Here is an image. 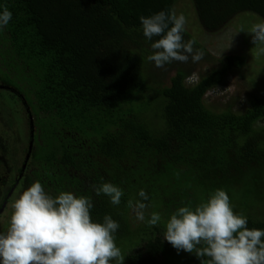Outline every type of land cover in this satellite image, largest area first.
<instances>
[{
	"label": "trees",
	"instance_id": "1",
	"mask_svg": "<svg viewBox=\"0 0 264 264\" xmlns=\"http://www.w3.org/2000/svg\"><path fill=\"white\" fill-rule=\"evenodd\" d=\"M178 1L0 0V10L13 14L0 31V231L36 181L53 196L91 197L95 221L111 215L124 264H201L164 232L179 207L195 208L216 189L247 215L249 229H264V93L249 94L242 110L206 104L246 58L231 54L190 85L191 60L164 68L148 60L160 37L148 41L140 17L175 11ZM190 2L206 34L240 15L264 21V0ZM189 39L208 61L185 30ZM105 182L123 190L119 205L95 195ZM141 189L149 196L144 221L128 206L142 200ZM153 212L161 216L157 225L147 223Z\"/></svg>",
	"mask_w": 264,
	"mask_h": 264
},
{
	"label": "clouds",
	"instance_id": "2",
	"mask_svg": "<svg viewBox=\"0 0 264 264\" xmlns=\"http://www.w3.org/2000/svg\"><path fill=\"white\" fill-rule=\"evenodd\" d=\"M12 15L7 7L0 10V31ZM140 21L148 41L160 37L151 43L153 54L148 57L156 67L203 59L195 41L184 40L187 18L183 13L161 10L141 16ZM249 33L255 45H264V23L253 25ZM194 82L187 79L189 85ZM94 190L96 196L107 195L113 205H119L124 195L111 182ZM138 195L142 200L129 201L128 206L137 220L144 221L147 204L143 201L149 196L143 189ZM93 207L91 197L70 191L53 196L40 181L34 182L14 201L9 227L0 231V264H124L115 236L119 223L111 215L102 222L93 220ZM160 220V214L153 212L147 223L157 225ZM247 224V215L234 211L229 194L216 189L195 208L179 207L166 223L164 240L178 252L195 253L201 264H264V229H249Z\"/></svg>",
	"mask_w": 264,
	"mask_h": 264
},
{
	"label": "rangeland",
	"instance_id": "3",
	"mask_svg": "<svg viewBox=\"0 0 264 264\" xmlns=\"http://www.w3.org/2000/svg\"><path fill=\"white\" fill-rule=\"evenodd\" d=\"M193 2V0H192ZM195 4L189 0H179L175 12L183 13L187 18L186 32L192 38L199 40L202 46L209 52L208 61H199L190 67L191 77L196 81L209 75L212 70L220 69L225 58L231 54L244 56L246 64L241 70L232 72L225 86L210 91L206 97V104L214 111L220 112L229 107V104H237L241 107V101H248L249 94L264 93V87L256 90L250 80H258L264 86V45L253 43L251 31L253 25L264 23L255 15H240L230 25L217 33H204L195 18ZM174 73L168 72L170 78ZM247 80H249L250 87ZM257 82V81H256Z\"/></svg>",
	"mask_w": 264,
	"mask_h": 264
},
{
	"label": "water",
	"instance_id": "4",
	"mask_svg": "<svg viewBox=\"0 0 264 264\" xmlns=\"http://www.w3.org/2000/svg\"><path fill=\"white\" fill-rule=\"evenodd\" d=\"M32 145H33V143H31V147H32ZM28 157H29V156H28ZM4 209H5V206H4L3 209L0 211V214L3 213Z\"/></svg>",
	"mask_w": 264,
	"mask_h": 264
}]
</instances>
